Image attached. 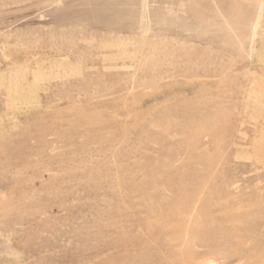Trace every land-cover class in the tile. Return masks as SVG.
Wrapping results in <instances>:
<instances>
[{"label":"rangeland","instance_id":"374dc122","mask_svg":"<svg viewBox=\"0 0 264 264\" xmlns=\"http://www.w3.org/2000/svg\"><path fill=\"white\" fill-rule=\"evenodd\" d=\"M0 264H264V0H0Z\"/></svg>","mask_w":264,"mask_h":264}]
</instances>
